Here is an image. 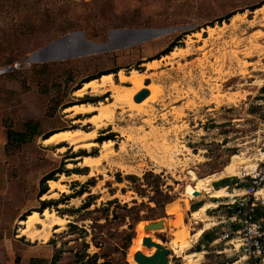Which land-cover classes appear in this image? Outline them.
Wrapping results in <instances>:
<instances>
[{
	"label": "rangeland",
	"instance_id": "374dc122",
	"mask_svg": "<svg viewBox=\"0 0 264 264\" xmlns=\"http://www.w3.org/2000/svg\"><path fill=\"white\" fill-rule=\"evenodd\" d=\"M261 8L264 0H0V264H30L31 257L38 258L32 264H49L56 248L61 250L56 264H79L80 259L87 260L86 254H97V264H128L138 250L150 254L152 248L143 246L146 236L169 248L171 226L151 232L140 231L139 226L161 218L176 220L167 211L176 201L195 236L205 226L194 217L195 211L215 201L199 179L219 174L215 180H220L235 174L237 164L264 143ZM115 28L162 32L126 48L46 62L34 61L33 56L29 64L35 51L71 31L103 43ZM211 28H215L212 33ZM151 60H158L159 67L148 70L144 64ZM133 69L147 72V77L133 84L135 93L125 98L117 124L143 128L149 135L146 149L133 143L129 147L126 164L136 172L123 170L116 158L86 179L71 177L91 171L78 166L80 159L100 154V147L91 153L73 148L59 152V146L45 145L43 139L63 129L92 130L91 124L83 123L84 116H70L65 109L83 102L97 104L110 96L79 97L74 94L77 87L108 73L118 81L119 71ZM144 88L149 94L137 102L135 96ZM28 123L36 125V135L22 145L9 143L8 130L24 131ZM110 139L119 151L124 137L112 126L100 130L96 141L100 145ZM63 164L70 175L59 172ZM76 167L80 173L72 172ZM190 169L197 172L198 180H193ZM49 174L64 182L68 192H60L56 199L43 198L50 194L49 180L48 191L40 193ZM74 181L79 182L75 187ZM233 181L212 184L225 195L227 189L217 188ZM80 189L85 192L77 195ZM184 199L190 201L189 210ZM44 200H54L56 204L46 208L67 222L48 242H31L19 236L20 220L33 211L42 213ZM86 201L90 203L84 207ZM211 206L206 214L214 225L224 220L220 215L226 212ZM224 227L226 223H219L205 232L217 236ZM204 234L197 241L189 238L185 253H200L194 258L197 264H222L227 257L215 250L224 244L213 245ZM168 256L171 264L183 263L170 249Z\"/></svg>",
	"mask_w": 264,
	"mask_h": 264
},
{
	"label": "bare ground",
	"instance_id": "6f19581e",
	"mask_svg": "<svg viewBox=\"0 0 264 264\" xmlns=\"http://www.w3.org/2000/svg\"><path fill=\"white\" fill-rule=\"evenodd\" d=\"M259 10L263 11L264 9L261 8ZM214 30L215 28H211L210 32L212 33ZM197 35L201 36L200 33H197ZM179 50L185 49L181 48ZM172 54L175 53L173 52ZM33 56L36 58V55L33 54ZM144 65L147 66L148 70H151L158 68L160 62L158 60H151L145 63ZM118 74V81L115 79L112 73L103 74L97 79H92L90 81L85 82L83 86L80 89L76 90L74 93L79 97H84L86 93L91 94L93 96L109 95L110 100H101L97 104L92 102H83L74 104L65 109V112L68 113L70 116H84L83 123L91 124L93 126L92 130H86L83 128L63 129L53 133L48 138L43 140V143L45 145L59 146V152H66L69 148H73L75 152H79L80 150H86L91 153L94 147H100V154H87L81 157L78 166H80L81 168H90L91 171L87 175L74 174L73 176H71L75 179H86L89 176L95 175L96 172L105 162H115L116 158L120 159V161H118V164L121 168H123V170L129 173L136 172L135 167L126 164V160L129 159L131 156L129 147L131 146V143H133L140 144L146 149L145 146H147L150 142L149 135L143 133V128H139L138 130H136L132 127H124L117 124V114L119 113V109H121V111H125V98H127V96H129L130 94L135 93V86H133V84L144 81L147 77V72H142L140 70L133 69L130 73H126L125 71L121 70ZM130 110L133 111L134 108ZM146 122H148L150 125L153 124V120H148ZM110 126H112L113 130L118 132L121 137H124V140L119 145V151H117L116 149V142L114 140H105L100 145L96 141L99 136V131L102 129L109 128ZM155 139L157 140V137ZM65 143L67 145H64ZM156 143L158 144L159 141H156ZM148 148L149 147H147V149ZM68 166H73V164L68 163ZM234 170H236V168ZM189 173L193 177V180L199 179L198 174L194 169H190ZM63 177L66 176L63 175ZM219 177L220 175L218 174L207 177L205 179H199V182H202V188L205 189L208 187V191L213 197L221 195L224 192L222 190H216L214 185L212 184V181ZM49 184L51 189L50 194L44 195L43 198L56 199L59 198L60 192H68L67 186L62 181H58L56 179L49 180ZM201 193L203 194V191ZM227 194L228 193H226L225 195ZM222 196H224V194ZM176 202L171 203L167 206L168 213L176 215V220H174L173 222L164 221L162 229H146L145 225L148 224V222H144L140 224L139 230L151 232L154 230H165L167 227L171 226L173 239L169 243V249L172 250L175 255L181 256V258H183L182 264H197L194 258H198L200 256V253L191 252L187 255L185 253V250L190 248L189 238H192L194 241H197L199 237L209 227H211L212 224L208 221L211 218L208 217L206 214V210L211 205V202H205V204L199 209H197L194 213L195 218L205 222V226L201 227L199 231L195 234V236L191 235L188 227L189 225L184 222V208L182 209L183 206H181L180 203L176 204ZM184 203V206H186L187 210H189L191 207L190 201L188 199H184ZM214 207H216V201L210 208ZM66 222L67 219L65 217L57 214L56 211H52L49 208H46L42 213L38 211H33L27 216L26 219L20 220V225H22V227H20L19 229V236L26 237L31 242H48L55 233L61 232L63 230ZM153 240L159 243L161 241L154 237ZM143 246L146 248V250H150L152 248L150 254H147L144 249L141 250L147 255H151L156 251L155 246L148 247L144 243ZM128 264H138V262L136 259H134Z\"/></svg>",
	"mask_w": 264,
	"mask_h": 264
},
{
	"label": "built area",
	"instance_id": "2783aa9c",
	"mask_svg": "<svg viewBox=\"0 0 264 264\" xmlns=\"http://www.w3.org/2000/svg\"><path fill=\"white\" fill-rule=\"evenodd\" d=\"M228 178L234 179L232 184L225 185L228 194L210 197L216 201L211 210L226 212L220 215L224 220L210 228L226 223L211 243L224 244V248L215 250L226 255L222 264H264V143L247 161L237 164L235 174L221 180Z\"/></svg>",
	"mask_w": 264,
	"mask_h": 264
},
{
	"label": "water",
	"instance_id": "95a60500",
	"mask_svg": "<svg viewBox=\"0 0 264 264\" xmlns=\"http://www.w3.org/2000/svg\"><path fill=\"white\" fill-rule=\"evenodd\" d=\"M161 32V29L150 28H115L110 30L109 41L101 43L87 39L84 32L71 31L35 51L34 55H36V58L34 61L46 62L66 60L100 51L126 48L150 40L161 34ZM29 60L30 64L33 61V54L30 56ZM148 94L149 90L144 88L135 96V100L140 102L146 98ZM199 193L200 192L197 191L195 195H199ZM163 225L164 220L161 218L146 224L145 228L158 229L162 228ZM143 243L148 247L155 246L156 251L151 255H147L141 250L137 251L135 259L138 264H169L168 247L159 242H155L150 236L144 237Z\"/></svg>",
	"mask_w": 264,
	"mask_h": 264
},
{
	"label": "trees",
	"instance_id": "16d2710c",
	"mask_svg": "<svg viewBox=\"0 0 264 264\" xmlns=\"http://www.w3.org/2000/svg\"><path fill=\"white\" fill-rule=\"evenodd\" d=\"M173 45L171 44V46L170 47H172ZM169 50H171V49H169ZM92 79H97V78H94V77H92ZM91 78H89V80H87V81H90V80H92ZM86 81V82H87ZM81 88V86H78L77 87V89L76 90H78V89H80ZM75 90V91H76ZM97 99V98H96ZM37 131V129H36V125H32L31 123H28L27 124V128L24 130V131H13V130H8V132H7V139H8V142L9 143H17V144H19V145H22V144H24V143H27L28 141H30L35 135H36V132ZM59 131V130H58ZM57 132V131H56ZM52 133V132H51ZM50 133V134H51ZM55 133V132H54ZM50 134H47L45 137H47L48 138V136L50 135ZM53 134V133H52ZM51 134V135H52ZM113 135H110L109 137L111 138ZM44 139H46V138H44ZM43 139V140H44ZM102 139V138H101ZM84 151V150H83ZM76 164H77V162H75ZM64 166H63V168L61 169V170H59V172H61V173H65L66 175H70V169H68V168H66L65 167V164H63ZM72 170V172H75V173H80V168H78V167H76V168H72L71 169ZM51 179H56L55 177H54V175L53 174H49L48 176H46L43 180H42V188H41V190H40V193H46L47 191H48V189H49V186H48V180H51ZM90 181L91 180H88L87 181V184H89L90 183ZM79 184V182L78 181H74L73 183H72V186H77ZM81 188H83V187H81ZM85 192V190L84 189H80V190H78L77 191V195H82L83 193ZM166 202H169V201H166ZM56 204V202L54 201V200H44L43 202H42V207H41V209L39 210V211H42V209H45L46 208V206H49V204ZM89 201H86L84 204H83V206L84 207H87L88 205H89ZM156 203H157V205H159V201H156ZM202 203H200L197 207H194V209H196V208H198L200 205H201ZM29 214V213H28ZM27 214V215H28ZM25 218V217H24ZM23 218V219H24ZM205 234H204V237H206L207 238V240H209V241H212L216 236L214 235V234H210L209 232H204ZM60 252H61V250L60 249H58V248H56V250H55V254L53 255V257H52V260L49 262V264H56V262L58 261V257H59V254H60ZM86 257H88L87 258V260H85V258H82V259H80L79 261H80V263L79 264H97V254H94V255H92V256H90L89 254H86ZM38 258L37 257H33L31 260H30V264H32L35 260H37ZM43 258H39V260L38 261H43L42 260Z\"/></svg>",
	"mask_w": 264,
	"mask_h": 264
},
{
	"label": "crops",
	"instance_id": "0c3cea01",
	"mask_svg": "<svg viewBox=\"0 0 264 264\" xmlns=\"http://www.w3.org/2000/svg\"><path fill=\"white\" fill-rule=\"evenodd\" d=\"M221 180V179H220ZM221 181H223V180H221ZM220 181V182H221ZM220 182H218V183H220ZM216 188V187H215ZM219 188H225V186H220V187H218L217 189H219ZM226 189V188H225ZM228 191V190H227ZM210 197H212V196H210ZM202 203V202H201ZM211 203H215V201H211ZM212 207V206H211ZM194 209V208H193ZM33 257H31V258H29L30 260L32 259ZM28 259V263L30 262V260Z\"/></svg>",
	"mask_w": 264,
	"mask_h": 264
}]
</instances>
